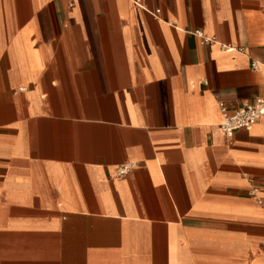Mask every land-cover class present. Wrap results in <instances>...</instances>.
<instances>
[{"label":"crops","instance_id":"obj_1","mask_svg":"<svg viewBox=\"0 0 264 264\" xmlns=\"http://www.w3.org/2000/svg\"><path fill=\"white\" fill-rule=\"evenodd\" d=\"M259 97L264 0H0V264H264Z\"/></svg>","mask_w":264,"mask_h":264},{"label":"built area","instance_id":"obj_2","mask_svg":"<svg viewBox=\"0 0 264 264\" xmlns=\"http://www.w3.org/2000/svg\"><path fill=\"white\" fill-rule=\"evenodd\" d=\"M137 5L142 6L143 0H133ZM161 10L156 9L152 11V15L158 17ZM196 34H199L203 37L200 31H196ZM204 42L212 43L213 39L204 37ZM242 50V48H239ZM254 69L258 68L257 62L252 63ZM220 108L224 116V120L221 124V130L227 137H232L233 134L243 128H250L256 124L262 116H264V98H256L253 102L245 104L243 107L230 111L224 102L220 103ZM130 166H122L118 170V176H123L130 171Z\"/></svg>","mask_w":264,"mask_h":264}]
</instances>
